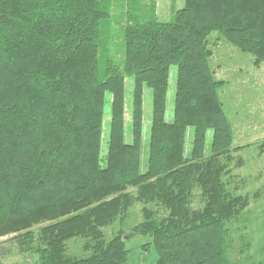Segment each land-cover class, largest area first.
<instances>
[{"label":"trees","instance_id":"trees-1","mask_svg":"<svg viewBox=\"0 0 264 264\" xmlns=\"http://www.w3.org/2000/svg\"><path fill=\"white\" fill-rule=\"evenodd\" d=\"M110 2L0 0V240L35 255L33 264H128L130 235L107 241L103 231L139 204L142 222L131 235L148 239L152 264H230L227 224L249 198L224 181L242 147L232 146L208 37L217 33L264 64V0H183L167 21L128 19L122 57L107 60L101 78ZM76 238L82 257L67 253ZM7 252L0 245V259Z\"/></svg>","mask_w":264,"mask_h":264},{"label":"rangeland","instance_id":"rangeland-1","mask_svg":"<svg viewBox=\"0 0 264 264\" xmlns=\"http://www.w3.org/2000/svg\"><path fill=\"white\" fill-rule=\"evenodd\" d=\"M183 0H111L109 18L100 26L101 39L99 49V70L102 78L107 60L117 63L123 53V30L128 19L131 23L144 22L151 18L159 21L169 20L174 11L183 6ZM208 49L211 52L209 66L214 78L223 85L218 95L223 110L232 129V146L242 147L233 155L230 173L224 178L227 188L233 196H247L249 204L244 211L232 218L227 224L228 256L230 264H264V64L255 65L254 58L242 53L225 41L217 33L208 37ZM175 68L171 69L166 102V121L172 120L173 89L175 84ZM126 94V126L131 122L130 90L128 84ZM107 99H110L108 95ZM107 104V103H106ZM104 133L108 130L109 105L104 110ZM143 140L142 146L147 148L149 123L151 118V91H143ZM105 133V134H106ZM192 129L187 130L186 142L192 140ZM127 137L130 139L129 132ZM212 133L206 134L207 143ZM145 150H143L144 156ZM144 159V157H143ZM193 207L199 206L197 199ZM142 206L135 204L123 223L115 222L105 229L107 241L118 234L130 235L126 241L128 264H152L154 255L142 246L147 244L146 238L131 235L132 229L142 222ZM0 240L7 253L0 259V264H33L36 256L22 254L13 243ZM83 242L73 239L67 242V253L70 256L82 257ZM145 249V248H144Z\"/></svg>","mask_w":264,"mask_h":264}]
</instances>
